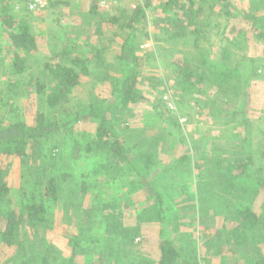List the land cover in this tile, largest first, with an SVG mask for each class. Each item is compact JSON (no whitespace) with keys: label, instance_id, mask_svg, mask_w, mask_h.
<instances>
[{"label":"rangeland","instance_id":"1","mask_svg":"<svg viewBox=\"0 0 264 264\" xmlns=\"http://www.w3.org/2000/svg\"><path fill=\"white\" fill-rule=\"evenodd\" d=\"M12 1L0 0V7L2 4L10 5ZM139 1L141 0H121L113 10L99 9L98 14L91 11L90 0H59L44 13L15 7V17L31 24L37 37L38 49L28 57L31 67L18 77L22 85L9 91L8 81L15 78L10 69L13 52L7 33L0 24V99H4L0 101V121L8 122L11 117L19 115L33 123L38 110L46 111L47 116L53 120L61 117L66 108L74 109L94 96L111 97L119 76L117 55L123 41L122 28L112 18L129 10ZM166 1L154 0L153 6L148 10L146 27L140 33L138 53L143 72L138 91L141 101L123 115L110 117L111 126L129 148L140 141L141 135L150 139L156 136L160 138L163 137L161 134L171 131L172 138H167L160 144L164 163H169L173 157H180L190 149L194 150L193 154L199 159L213 152L221 154L225 160L245 156L243 125L237 122L225 123V116L210 111L204 104L206 98H215L217 95L216 89L209 82L200 86L197 91L186 93L187 100L180 101L183 94L182 79L177 73L174 74V61L171 62V58L167 57L177 53L173 56L175 59L181 63L188 60L193 67L198 65V60L193 59L192 49L185 41L160 42V45L156 42L155 34L159 30L153 23L156 16L163 17L166 14L163 9ZM191 1L185 0V5L191 4ZM209 1L193 0L195 5L202 3L206 8L211 4ZM231 5L228 15H209L211 11L208 10L206 17L210 21L211 40L207 41L205 47L211 57L217 58L223 48L224 34L220 32L224 27H227L226 37L234 38L238 31L244 32L245 48L241 53L245 52L253 58L247 113L256 169L264 165V41L257 40L256 26L259 25H254L252 18L262 11L264 0H232ZM221 7L222 4L217 2L213 12H220ZM175 10L177 13L182 11L178 8ZM226 22L228 26H224ZM162 33L163 31L159 34ZM163 35L166 38V34ZM237 57L238 54L235 53L232 59L237 60ZM74 58L85 60L90 74L82 75L80 86L65 106L49 109L46 105V93L35 92L31 83L40 76V68L44 62L70 63ZM96 127L91 122L79 123L72 131L59 133L52 140L41 139L32 146L27 163H23L17 156L1 154L0 177L9 186L10 204L22 207L29 192L45 177L44 170H38L43 164L48 171L55 173L71 172L73 175L65 192L71 190V193H75L73 196H76L77 201L82 200L86 208L94 209L102 203H110L119 217V221H104L108 224L107 227L100 224L93 231L92 237L100 236L102 242L98 246L97 242L87 241L77 256L78 262L154 264L160 258V222L155 219L152 195L147 189L132 187L127 179L106 182L102 160L94 155L87 154L78 159L72 156L75 141H79L82 146L93 142ZM84 180L88 185L85 195L81 189ZM220 189L221 187L217 188L219 192ZM169 190L180 217L177 234L179 246H194L201 264L244 263L243 250H237L235 243L222 244L225 237L219 236L232 233L234 225L229 222L230 212L236 207L251 208L264 215V193L255 195L230 190L231 194L224 192L222 195L228 199L226 204L214 202V208H210V201L202 199L199 202L195 181L171 182ZM65 199L71 197L64 196L62 202L52 206L54 223L46 231L53 257L59 261L71 255L70 236L80 232L85 222L76 220L75 200L67 202ZM1 210L0 208V226L3 220ZM105 213L114 214L110 207L105 209ZM225 222H228L226 227L218 233ZM243 237L255 251L259 248L264 253V232L246 231ZM0 264H21L16 250L0 243ZM33 264H38V261L35 259Z\"/></svg>","mask_w":264,"mask_h":264},{"label":"trees","instance_id":"2","mask_svg":"<svg viewBox=\"0 0 264 264\" xmlns=\"http://www.w3.org/2000/svg\"><path fill=\"white\" fill-rule=\"evenodd\" d=\"M57 1L59 0L54 1L51 7L56 5ZM209 2L211 4L209 3L206 8L202 3L195 5L193 0L188 6L185 5V0H167L163 6L166 14L163 17L156 16L153 23L159 30L155 34V39L159 45L160 42L185 41L190 46L193 59L198 60L197 66L193 67L188 60L186 63H181L173 57L177 53L167 57L171 58V62L174 61V74L177 73L182 79L183 94L180 101L187 100L186 93L197 91L200 86L209 82L216 89L217 95L215 98H206L204 104L210 111L225 116V123L237 122L243 125L242 143L245 156L225 160L221 154L213 152L199 159L193 154L194 150L190 149L180 157H173L169 163H164L160 154L162 150L160 144L167 138H172L171 131L161 134L160 136L163 137L160 138L156 136L150 139L141 135L140 141L129 148L111 126L110 117L123 115L141 101L138 85L143 66L138 46L140 33L146 27L148 10L153 6L154 0H141L129 10L112 18L122 28L123 41L117 55L119 76L111 97L94 96L74 109L65 107L66 112L53 120L47 116L46 111L38 110L33 123H29L19 115L11 117L8 122L0 121V155L17 156L23 163L29 161L32 146L41 139L52 140L59 133L72 131L79 123H95L97 127L93 142L82 146L79 141H75L72 156L78 159L83 155H94L102 160L101 166L105 170L106 182L127 179L132 187L147 189L152 195L155 219L160 222V258L154 264H201L194 246L189 247L183 243L179 246L177 243L180 217L169 190L171 182L195 181L199 202L202 199L210 201V208H214V202L226 204L228 199L222 195L224 192L231 194L230 190L255 195L264 193V165L255 169L247 113L253 58L245 52L241 53L245 48L244 32L238 31L234 38L226 37L227 27L220 32L224 34L220 55L213 58L208 54L205 44L211 40L209 39L211 29L210 21L206 17L207 12L211 11L209 15H228L232 0ZM217 2L222 4V7L220 12L214 13L213 8ZM16 5L17 1L13 0L10 5L2 4L0 7V24L7 33L13 52L10 69L15 78H10L8 81L9 91L22 85L18 77L31 67L27 61L28 57L38 49L37 37L31 24L15 17ZM175 8L182 11L177 13ZM22 9L24 10V8L20 10ZM91 11L95 14L99 13V6L94 2ZM252 20L254 25H259L256 26L257 40L264 41V7L259 15L253 16ZM227 22L224 26H228ZM161 31L163 33L159 34ZM163 34H166V38ZM235 53L238 54L237 60L232 59ZM41 67L40 76L31 84L35 92L46 93V105L49 109L65 106L64 104L74 96L77 87L80 86L82 75L90 74L87 62L78 58H74L70 63L46 61ZM7 97L12 100L10 95ZM45 167L46 165L43 164L42 168L38 169L44 170L45 177L29 192L21 208L10 204L9 186L0 177V208L3 218L0 226V243L14 248L21 264H33L35 259L38 264H80L77 256L83 250L84 244L91 240L97 242L99 246L102 242L100 236L92 237L93 231L99 228L100 224L107 227L108 224L104 221H119V217L110 203H102L94 209L86 208L82 200L77 201L76 196H73L75 193L64 190L73 174L68 171L55 173ZM220 187L219 192L217 188ZM87 188V182L84 180L81 185L84 195ZM64 196H70L75 200L76 220L85 222L80 232L70 236L71 255L59 261L53 257L46 231L52 228L54 223L52 206L59 201L62 202ZM71 199L65 201L70 202ZM109 207L113 209L114 214L106 215L105 209ZM206 216L208 217V213ZM230 220L229 222L234 225L232 233L219 236V238L225 237L224 240L221 239V243L224 245L235 243L237 250H243L245 261L240 264H264V253L261 249L257 248L255 251L251 243L243 237L246 231L264 232V215L258 214L251 208L236 207L230 212ZM227 223H223L218 233Z\"/></svg>","mask_w":264,"mask_h":264},{"label":"built area","instance_id":"3","mask_svg":"<svg viewBox=\"0 0 264 264\" xmlns=\"http://www.w3.org/2000/svg\"><path fill=\"white\" fill-rule=\"evenodd\" d=\"M56 0H17V9L24 8V10L35 13H44ZM121 0H90L99 6L101 10H113L116 8Z\"/></svg>","mask_w":264,"mask_h":264}]
</instances>
